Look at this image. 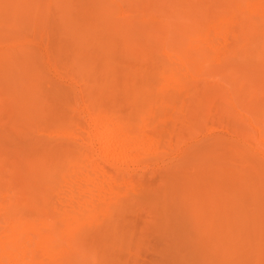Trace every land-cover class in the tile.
Wrapping results in <instances>:
<instances>
[{"label": "bare ground", "instance_id": "obj_1", "mask_svg": "<svg viewBox=\"0 0 264 264\" xmlns=\"http://www.w3.org/2000/svg\"><path fill=\"white\" fill-rule=\"evenodd\" d=\"M149 232L151 264H264V0H0V264Z\"/></svg>", "mask_w": 264, "mask_h": 264}, {"label": "rangeland", "instance_id": "obj_2", "mask_svg": "<svg viewBox=\"0 0 264 264\" xmlns=\"http://www.w3.org/2000/svg\"><path fill=\"white\" fill-rule=\"evenodd\" d=\"M205 135H207V136H210L211 138L210 139H216V138H218V139H224V138H228V139H230V136L231 135H228V133L227 132H225V131H222V130H210L209 129V127H205L204 128V130H203V133H202V135H200V136H205ZM228 136V137H227ZM217 140V139H216ZM148 176V175H147ZM152 177V175H149V177ZM150 177V178H151ZM154 180H156V178H153ZM138 210V212H137V214H136V209ZM135 208H133V209H135V210H131V212H135V214H133V213H129V214H127L126 213V217H127V215H130V217L129 218H131L130 220H131V222L133 223V221H135V220H133V219H136V223L138 222V224H136V230L138 229H140V227L139 226H143V224H151L152 223V218H151V216L149 217V218H151V219H149V218H147L145 215H147V213H144V212H146L145 211V208L144 209H142V207H139L140 209H138V205L137 206H135ZM144 210V212H142ZM140 211H141V213H140ZM139 213H140V215H139ZM131 215L133 216L134 215V217L132 218L131 217ZM149 215V214H148ZM147 215V216H148ZM143 217H146V218H143ZM129 218H126V219H129ZM138 218V219H137ZM149 220H150V222H149ZM141 223V224H140ZM140 224V225H139ZM135 225V224H134ZM139 225V226H138ZM138 230H137V232H138ZM141 230V229H140ZM140 230H139V233H140ZM142 232V231H141ZM148 232V231H147ZM147 232H143V235L145 236V234L147 233ZM138 233V235H140ZM157 235L156 234H153L152 232H149L147 235H146V238L144 237V239L146 240V241H133V243L132 242H130V244L132 243V245L130 246V249H131V252H132V250L135 248L136 250H133V252L134 251H139L140 252V254H138L139 252L137 251V257H134V259L136 260V259H138V263L137 264H145V263H148V264H151L150 263V261H153V260H150L153 256V253H156V252H158V250H159V252L161 251V249L163 248L162 247V245H163V243H161V241H158V239H157V237H156ZM134 247V248H133ZM156 254H154V256H155ZM140 256H148L149 258V260L147 259V258H145L144 257V259L146 260V262H145V260L143 259V257L140 259ZM139 257V258H138ZM153 259V258H152ZM153 264V263H152Z\"/></svg>", "mask_w": 264, "mask_h": 264}]
</instances>
